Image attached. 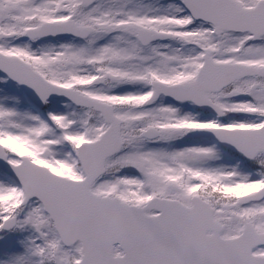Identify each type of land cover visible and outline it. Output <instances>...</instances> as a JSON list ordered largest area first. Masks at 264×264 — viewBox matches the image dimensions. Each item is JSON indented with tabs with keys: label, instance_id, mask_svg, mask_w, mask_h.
Instances as JSON below:
<instances>
[{
	"label": "snow or ice",
	"instance_id": "6c2138e0",
	"mask_svg": "<svg viewBox=\"0 0 264 264\" xmlns=\"http://www.w3.org/2000/svg\"><path fill=\"white\" fill-rule=\"evenodd\" d=\"M0 264H264V0H0Z\"/></svg>",
	"mask_w": 264,
	"mask_h": 264
}]
</instances>
